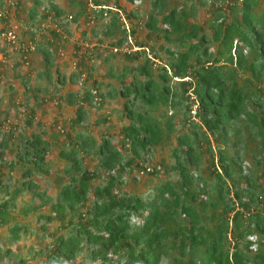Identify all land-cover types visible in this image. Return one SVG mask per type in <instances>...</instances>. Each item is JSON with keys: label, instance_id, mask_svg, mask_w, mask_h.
<instances>
[{"label": "trees", "instance_id": "obj_1", "mask_svg": "<svg viewBox=\"0 0 264 264\" xmlns=\"http://www.w3.org/2000/svg\"><path fill=\"white\" fill-rule=\"evenodd\" d=\"M48 1L51 8L43 0H35L30 20L40 25L48 16L64 13L54 0ZM93 1L100 6L96 20L110 15L106 34L121 28L123 15L127 19L140 15L139 11L124 13L119 4ZM262 1L243 0L240 18L230 20L228 6L231 4L234 10L239 4L212 0L216 7L209 21L210 34L194 19L195 0L172 5L169 0H152L147 19L141 21L167 44L168 62H158L157 53L148 54L149 46L133 36L134 26L130 29L134 43L129 46L141 49L127 55L144 61L125 66L121 73L109 72L121 82L120 88L110 90L111 96L126 98L124 112L130 123L122 130L124 144L120 147L106 136L98 143L90 132L81 130L76 139L70 140L69 148L60 151V157L67 161L69 178L60 189L52 214H40L38 218L65 219L70 213L79 219H69L68 233L58 235L48 247L47 264H75L83 250L93 264H264V180L257 176L262 168L264 178ZM5 2L0 0V7ZM79 2L81 7L74 18L90 13L89 0ZM19 9L17 6L16 11L21 13ZM126 42L125 35L114 45L121 47ZM113 47L109 54H122L113 52ZM39 49L52 61L53 52L46 44ZM81 66L73 76L83 75ZM129 73L134 76L130 82L126 80ZM85 95V100L95 105L96 97H103L98 85ZM68 98L73 102L82 97L80 92H70ZM86 115V107L79 104L73 123L80 124ZM181 115L182 128L172 152L174 163L169 166L179 178H162L145 195L126 189L122 174L133 169L131 165L137 159L147 160L155 146L170 140ZM251 143H257V148ZM20 145L18 162H25L26 167L16 194L35 190L37 183L26 177L34 169L47 166L51 148L40 132L23 137ZM127 146L131 156L125 160L123 149ZM92 151L98 156L96 172L87 169L85 163V156ZM140 160L138 167L148 170ZM11 165L14 167L15 162ZM163 169L158 165L149 173L158 175ZM101 175L104 182L93 186L91 181ZM3 188L6 186L0 185V191ZM91 193L93 203L82 212ZM34 194L41 197V205L47 203L46 192L35 190ZM14 201L0 203V213ZM38 207H29L26 213ZM10 229L11 240H19L22 232L29 231V224L16 221ZM37 254L35 251L34 257ZM18 264L30 263L20 258Z\"/></svg>", "mask_w": 264, "mask_h": 264}, {"label": "rangeland", "instance_id": "obj_2", "mask_svg": "<svg viewBox=\"0 0 264 264\" xmlns=\"http://www.w3.org/2000/svg\"><path fill=\"white\" fill-rule=\"evenodd\" d=\"M182 1L184 0H169L170 5ZM15 2L19 4H14ZM105 2L109 5L119 4L124 13L139 11L140 15L131 19L125 17L126 21H123L121 28L114 33L106 34L110 15L103 19L98 18L93 24L88 25L89 13L81 14L77 18L73 16L81 7L79 0L75 2L54 0L64 13L60 16H48L43 21L47 24L44 33L36 36L39 31L37 28L39 21H32L29 16L35 0H13L9 18L0 19V28L6 25L16 26L23 41L34 37H37L38 41L37 50L31 54L29 63L23 61L19 51L0 42V185L6 186L0 191V203L7 199L15 200L6 212L0 213V219L4 220L0 221V264H18L20 258H24L30 264H47L48 247L53 244L58 235L68 233L69 228L66 224L69 219L73 218L75 221L79 219L78 216L70 213L65 219L38 218L40 214L47 215L53 212V204L60 189L69 178L65 172L67 161L62 159L59 153L62 149L69 148L70 140L76 139L79 131L90 132L98 143L103 136H106L120 147L124 144L122 130L130 123L124 112L126 98L118 94L111 96L110 90L113 87L120 88L121 82L116 77L110 76L109 72L115 70L121 73L125 66L136 65L144 60H134L123 52L119 55L109 54L108 51L121 37L129 36L130 29L134 26L133 36L139 42L149 46L147 53L151 55L157 53L158 62H168L169 56L164 48L167 44L145 28L141 21L144 22L147 19L153 7L152 0H105ZM195 2L197 9L194 19L199 24H203L206 31L211 34L209 21L213 17L216 4L212 0H195ZM229 2L239 4V7L234 10L230 8L231 4L228 6L230 20L240 18L243 1L229 0ZM225 3L226 1L223 2L224 5ZM43 4L49 8L52 7L48 0H43ZM262 5L264 6V0ZM17 6H20L21 13L16 11ZM89 10L88 5L87 11ZM56 23L59 24L60 30L55 28ZM43 44L52 50V61L47 60L45 53L39 49ZM211 45L215 49L216 43L212 42ZM49 62H52L50 69L47 67ZM80 65H82L83 75L78 78L72 74L80 68ZM155 72L156 75L159 73L158 70ZM133 78V73H129L126 80L130 82ZM96 85L99 86L103 97L100 98L101 101H96L95 105L92 101L85 100V94ZM70 92H80L81 100L69 102ZM79 104H84L87 110L86 118L80 124L72 121L77 116ZM31 115L34 117L29 124ZM177 120L178 128L170 140L165 141L163 145L155 146L149 152L147 160L143 161L141 158L142 164L146 165L148 170L142 171L138 167L139 158L131 165L133 169L122 174L126 179V189L145 195L160 179L179 178L176 172L169 169V166L174 163L172 152L177 136L181 132L182 115ZM34 132L44 134L51 143L47 155V166L38 170L34 169L33 173L26 177L27 180L31 179L37 183L36 193L46 192L45 205H41L42 199L34 194V188L16 194L24 180L23 172L26 167L25 162H18L17 153L22 146L20 145L22 138L31 136ZM250 146L257 148V143H251ZM123 152L125 160L130 158V147L127 146ZM11 161L15 162L14 167ZM85 163L86 168L91 171L96 172L99 169L98 156L93 151L85 156ZM29 165L33 167V163ZM158 165L164 167L163 171L158 175L150 174L149 170ZM261 172L262 168L259 169L257 176L260 177L259 180H264ZM103 182L102 175L91 181L93 186ZM92 197L91 193L81 208L82 212H85L93 203ZM34 205L41 207L30 209L26 213V210ZM16 221L29 224V231L22 232L19 240H11L10 228ZM43 225L45 228H42ZM255 247L256 245L252 246L253 252L256 250ZM35 251L39 254L34 257ZM75 262V264H93L87 250L81 251ZM164 263L167 264V262Z\"/></svg>", "mask_w": 264, "mask_h": 264}, {"label": "built area", "instance_id": "obj_3", "mask_svg": "<svg viewBox=\"0 0 264 264\" xmlns=\"http://www.w3.org/2000/svg\"><path fill=\"white\" fill-rule=\"evenodd\" d=\"M239 1H243V0H239ZM12 3H13V0H10V2L6 0L5 5L3 7H0V19L4 17L9 18L11 14L10 6ZM14 4H18V2H15ZM89 8L91 11L89 10L90 15L87 18V24L91 25L97 19V13L99 12L100 6L95 5L93 0H89ZM121 14L123 15V13ZM123 19L124 21H126L124 18V15H123ZM58 25L59 24L56 23L55 28L60 30V27ZM46 27H47L46 22H42L41 25L38 27L39 31L36 30L38 31L36 36H39L40 34L44 33L45 31L44 29H46ZM0 42L4 44H8L12 47V49L19 51L23 56V61L26 63H29L31 54L37 50V46H38L37 37H34L33 39H30V40L23 41L21 37L19 36L17 27L16 26L11 27L7 25L0 28ZM129 43L130 44L134 43L133 37L131 35L128 36V43H125L121 47H118V46L113 47V52L128 53L131 51H137L141 49V47L136 46V45H134L133 47H130ZM80 83L82 84L81 81ZM93 91L95 93L97 92V90H93ZM96 101H101L100 97H96ZM195 113H196V110L194 109L193 114L195 115Z\"/></svg>", "mask_w": 264, "mask_h": 264}]
</instances>
